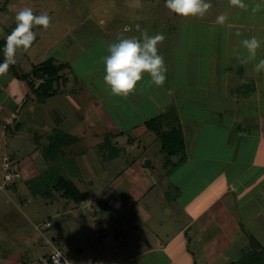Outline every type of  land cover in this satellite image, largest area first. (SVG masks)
<instances>
[{
    "label": "rangeland",
    "instance_id": "obj_1",
    "mask_svg": "<svg viewBox=\"0 0 264 264\" xmlns=\"http://www.w3.org/2000/svg\"><path fill=\"white\" fill-rule=\"evenodd\" d=\"M207 2L211 3L212 7L207 15L200 19L183 18L170 12L165 7V0H0V39L6 38L16 27L15 15L24 7L31 8L35 15L46 12L51 17L49 28L34 26L33 31L36 33L37 40L27 52L18 50L16 64L10 66L7 73L0 75V264H10L9 258H12L13 253L19 248L23 249L27 256L30 254L23 239L16 238L19 232H16V226H24L23 233H33V235L37 233L38 240L35 243L40 245V250L43 248L41 244H44L45 240H50L53 246L62 250L72 264H119L130 255L140 252L143 253L122 264L167 263L164 262L167 255L161 252V259L156 260L158 252L155 254L153 249L157 246V242L173 238L177 229L173 223L174 231L170 230L169 234L161 227L172 220L170 214L164 213L167 210L155 213L156 221H145L143 224L137 217L134 219L125 217V210L120 212L121 209H117L118 206L113 202V198H105L106 186H115L119 176L131 174V169L135 165H140L138 162L141 159L144 161L143 167L140 166L143 170L159 176L165 174L162 140L156 132L143 126L116 132L117 119H114L110 111L105 110L106 107L102 108L95 103H98V100L103 101L94 89L91 90L88 81L101 80L96 82L97 85L104 83L102 57L108 54V45L117 38L106 35L99 39L101 36L98 34L105 31L106 27L109 30H121L120 35L125 37L139 38L144 32L149 35L163 33L165 40L158 47L159 54L164 57L167 67V80H172L176 84L181 81L188 85L190 101L188 105L191 107L189 109L191 112H197L200 108L197 104L201 105L207 96L204 92L199 94L196 92L197 84L213 83L216 85L213 88L224 95L227 91L235 92L234 87L231 88L234 81L236 83L233 85H236L255 79L256 72L253 68L261 59H264V45L257 50L255 60L242 62L247 57V51L241 46V41L253 36L258 38V33H256L257 36L254 33L255 29L249 33L250 30L247 31L248 28H244V19L255 15L257 11L253 12L252 9L255 5L262 3V0H244V3L248 5L247 10L231 6L229 0H207ZM220 14L228 17L223 25L216 23V18ZM126 23L131 27L128 35H125L126 31H124ZM237 32H240L239 36L236 35ZM71 33L82 36L80 42L83 45L91 46L89 52L83 57L65 46ZM259 37L260 40L264 39V32ZM99 47L102 54L98 55ZM54 53H62L65 56L72 53L78 56L75 63L71 64L67 70L71 73L68 78L72 79L73 89L67 88L69 92L63 90L55 97L40 100L31 92L28 81L19 75L32 72L35 64L44 61ZM2 59L3 52H0V62ZM233 68L235 72L231 70ZM226 75L230 77H225ZM259 77L256 78L259 79ZM261 78V85L256 88V94L260 98L257 103L264 112V72ZM63 79L67 77L64 75ZM225 79L232 81L226 84ZM97 85L95 86L97 91L103 89ZM138 85L144 84L143 82L137 84V88L140 89ZM238 87L239 85L235 89L240 90ZM140 90L131 94V98L126 97L134 99L131 100L132 106L139 101H144L143 96L146 90H142L143 93ZM25 91L27 96L24 94ZM100 92L102 94V91ZM163 92V89L155 92V97H159L163 106L157 99L153 101L155 102L153 106L146 100L143 106H138L139 113L132 114V118H126L125 123L131 124L138 121L142 123L140 114L146 121L152 114H167L172 110L178 112L175 102L167 100L166 97L169 98V96L163 95ZM24 97L28 98L27 103H24ZM32 108L38 116L40 125L34 123L35 116ZM91 112L102 115L103 124L91 122L87 118ZM245 123L240 116L236 120L235 127ZM164 127L168 128L166 124ZM85 128L86 132L83 130ZM43 131H47L48 134L37 141L35 134ZM176 133L178 134L179 131ZM84 144L89 151L87 152L86 148L81 153L84 156H90L89 152L92 151L93 156L102 163L103 167L101 173L90 176L91 180L82 174V169L77 164L76 154L69 155L65 152L64 155L62 151H66V146L69 147V145L80 149ZM6 155L12 159L14 170H20L16 163H21L20 166L25 163H34L40 168L43 177L26 180L22 176L16 178L14 182L7 181L4 168ZM173 160H178V156H173ZM20 171L22 175L27 176L22 170ZM60 174L72 178L88 194L83 203H76L66 197L60 198L56 190H52L51 194L50 192L37 193V186L43 184L45 190L51 187L46 188L50 179L45 178V175L55 177ZM92 181L95 183L92 184ZM163 182V180L160 181V183ZM172 191H175V188L170 189V194ZM89 198H92L95 203L96 210L94 204L89 202ZM66 199L72 206L70 211L66 212H73V208H80L86 214L85 217L88 215L90 223L87 224V219L86 222L83 220L87 227L81 229L77 226L79 222L74 219L69 220L64 223L63 229L68 234V237L64 238L63 234L53 235L57 224L46 227L44 221L50 220L52 223L55 220L53 214L58 208L69 209L65 205ZM9 216H11L13 228L6 233L2 225L5 223L3 217L8 219ZM64 217L67 218L68 215L64 214ZM102 219H106V233H102V230L97 228L98 221ZM116 225L126 234L125 239L122 234L114 233ZM37 226H41L42 232L37 229ZM155 227L158 231L159 228L161 229L163 236L154 234ZM254 233L257 235L260 231L255 230ZM197 245L199 244L193 242L191 248L196 254L191 256L192 260L186 259L183 264H192L196 261L195 259H197L196 264H234L229 262L228 255H222L217 261L210 263L207 254L195 248ZM53 246L49 242V247ZM257 247L264 246L257 244Z\"/></svg>",
    "mask_w": 264,
    "mask_h": 264
},
{
    "label": "crops",
    "instance_id": "obj_2",
    "mask_svg": "<svg viewBox=\"0 0 264 264\" xmlns=\"http://www.w3.org/2000/svg\"><path fill=\"white\" fill-rule=\"evenodd\" d=\"M263 12L264 8H261L253 17L244 19V28H248L247 31L250 30L249 33L252 32V29H255L254 33L256 36V33H258V38L264 32V20H261V18H264V15L262 16ZM124 28V31H126L125 35H128L131 30L130 25L126 23ZM104 30L98 34L101 36L99 39L106 35L117 37L121 31L109 30L107 27ZM69 37L70 39L65 42V46H67L68 50L72 49V52H76L78 56L83 57L91 49L90 45L85 46L80 42L82 36L71 33ZM98 44L101 43L98 42ZM96 47L98 46L96 45ZM100 49L99 47L98 55L102 54ZM51 56L59 61L68 62L69 67L78 58L72 53L68 56L62 53H54ZM231 70L235 72L234 68ZM240 70L243 71V69ZM253 71H255L254 68ZM262 72L264 71L256 72L255 79H250L247 82L242 80L243 82L233 85L236 83L234 81L231 88L234 87L233 90L235 92L232 90L231 92L227 91L224 95L219 94L220 92L213 88L216 86L213 83L197 84L196 92L198 94L200 92L207 94L202 104H197L200 107L197 112L189 110L191 108L188 105L190 103L189 90L185 82L180 81L176 84V82L166 78L163 86L157 87L147 80H150L148 74H144V78L141 81L144 85H138L141 90L136 88V91L140 90L142 92L145 89V96H143L145 99L138 103L135 101L136 104L132 106L131 100L134 99H129L131 94L128 96L129 98L114 96L106 84L99 83L100 85H97L96 82L101 80L88 81V86L91 90L94 89L95 93L103 101L98 100L99 104L95 103L102 108L106 107L105 110L110 111L114 119H117V122L115 121L116 128H114L119 133L131 128L145 127V119L141 114L142 123L138 121L127 124L124 120L132 118V114H138V106H143L146 100L153 106L155 105L153 101L157 99L158 103L163 106L159 97H155V92L158 89H163V95L169 96L166 99L174 101L177 107L185 136L187 159L172 169L165 167L166 172L163 176L154 175L150 171L143 170L140 166L143 167L144 161L141 159L138 162L140 165H135L131 169V174L119 176L116 179L115 186L109 187L108 185L105 188V198H113V202L118 206L117 209L120 208V212L125 210V217H129V219L137 217L142 223L145 221L151 222L156 218L155 213H158V211L159 213L164 212L165 209L167 211L164 213L171 215L172 220L161 227L169 234L174 231L172 230L173 223L177 229L173 238L157 242V246L153 248L155 254L158 252L156 260L161 259V252L167 255V259H164V262H167L166 264H183L186 259L192 260L191 256L196 254L195 250L191 248L193 242L199 244L195 248L199 249V251H204L210 263L217 261L222 255L230 256L228 260L233 263L242 256L245 250H248L254 244L264 246V112L257 103L260 98L256 94V88L261 85ZM69 75L71 73L67 71L65 75L67 77L66 81L60 80L56 84L62 88V92L63 90L67 92V88L73 89L71 86L73 82L72 79L68 78ZM227 76L230 77L229 75L225 77ZM256 77H259V79ZM229 81L232 80L225 79L226 84ZM96 85L103 88L100 90L102 94L95 89ZM237 85H239L238 89L240 90L235 89ZM152 89L154 90L151 91ZM24 94L27 96L26 91ZM57 95L59 93L52 97ZM255 95L257 97H253ZM24 98L26 99H24V103H27L28 98ZM251 101L254 102L252 103ZM238 107L241 108L238 109ZM114 108L117 109L114 110ZM32 110L35 116L34 123L40 125L38 116L35 115L33 108ZM154 115L156 114H152L151 117ZM240 116L246 122V126L244 124L235 127L236 120ZM87 118L93 123L103 124L102 115H99L98 112H91L87 115ZM83 130L87 131L86 128ZM47 134V131L40 132L39 140ZM66 147V151L62 150L64 155L65 152L69 155L76 154L78 158L77 164L82 169V174L85 177L87 176L91 180L90 176L102 172V163L93 156L92 151L89 152L90 156H84L81 153L87 148L85 144L80 149L77 146L69 145V147ZM86 150L87 152L89 151L88 148ZM69 155L67 156L69 157ZM16 164L20 170L27 174V176L23 175L26 180L43 177L40 168L34 163H25L21 166V163ZM45 178L50 179L46 188L50 186L52 188L55 184V177L45 175ZM161 180L164 182L160 183ZM94 183L95 181H92V184ZM77 185L81 188L78 183ZM172 187L175 188V191L170 194ZM37 188V193L39 194H43L47 190L44 189L43 184L37 186ZM61 197L63 196L60 195ZM67 199L65 200V205L69 209L58 208L53 214L55 220L51 225L53 227L57 224L53 235L59 236L58 234H63L64 238L68 237L67 231L63 229L64 223L69 220L72 221L74 219L79 222L77 226H80L81 229L87 227L85 225L86 219L87 224L90 223L88 222V215L85 217L86 214L80 208H73V212H66L70 211V207H72ZM89 202L92 205L94 204L96 210L97 208L92 198H89ZM92 209L94 210V208ZM64 214H67L68 217H64ZM70 214L71 216H69ZM10 218L11 216L8 219L3 217L5 223L2 225L6 233H9L13 228L11 226L12 219ZM102 221H98L97 228L100 231L102 230V233H106V219H102ZM15 229L16 232L19 231L16 238L23 239L25 245L28 246L30 254L27 256V253L19 248L13 253L12 258H9L10 264H26L31 259L47 254L55 247L47 238L53 247L50 248L49 243L45 240L44 244H41L43 248L40 250V245L35 243L38 240L37 233H34V235L33 233H23L25 230L24 226H16ZM255 230L260 231V233L256 235L254 233ZM159 231L156 227L153 230L154 234L163 236L160 228ZM114 233L116 235L122 234L124 239L126 238V234L118 228V225L115 226ZM253 240H255V243H252ZM141 253L143 252L136 255ZM136 255H130V257L123 259L119 264L130 261ZM195 260L191 261L192 264L197 263V259Z\"/></svg>",
    "mask_w": 264,
    "mask_h": 264
},
{
    "label": "clouds",
    "instance_id": "obj_3",
    "mask_svg": "<svg viewBox=\"0 0 264 264\" xmlns=\"http://www.w3.org/2000/svg\"><path fill=\"white\" fill-rule=\"evenodd\" d=\"M231 6L247 10L248 5L244 0H229ZM165 7L172 13L183 18L203 19L211 3L207 0H165ZM264 8L262 3L255 5L252 11L256 12ZM228 17L220 14L216 23L223 25ZM16 27L6 37L3 50V59L0 62V75L7 73L10 66L16 64L18 50L27 52L36 40L34 26L50 27L51 17L45 12L35 15L29 7H24L15 15ZM237 36L240 32L236 33ZM165 40L163 33L149 35L142 33L141 37L117 36L116 40L108 45V54L102 57L104 64V83L110 88L112 95L127 97L136 91L137 84L144 78V74L150 77V83L157 87L163 86L166 81L167 67L164 57L159 54V45ZM264 45V41L253 36L243 39L241 46L246 49L247 57L242 62L255 60L257 50ZM256 72L264 71V59L254 65ZM67 264H71L70 261Z\"/></svg>",
    "mask_w": 264,
    "mask_h": 264
},
{
    "label": "trees",
    "instance_id": "obj_4",
    "mask_svg": "<svg viewBox=\"0 0 264 264\" xmlns=\"http://www.w3.org/2000/svg\"><path fill=\"white\" fill-rule=\"evenodd\" d=\"M5 42L6 38L0 39V52H3ZM68 67V62L59 61L55 57L50 56L44 61L35 64L32 72L23 73L19 76L28 81L31 92L36 94L38 99L46 100L48 97L62 92V88L56 84L60 80H64L63 78L67 74L66 70ZM165 124L168 128L164 127ZM144 125L156 132L157 136L161 138L166 168L172 169L187 159L185 136L178 112L172 110L167 114L161 113L150 117L144 122ZM177 131H179L178 134L176 133ZM173 156H178V160L174 161ZM52 190H56L61 196L71 199L76 203L83 202L87 197V194L81 190L73 179L61 174L55 176L54 186L47 189L45 193L50 192L51 194ZM252 243H255V240ZM233 263L264 264V247L258 248L254 244L251 248L245 250L242 256Z\"/></svg>",
    "mask_w": 264,
    "mask_h": 264
},
{
    "label": "built area",
    "instance_id": "obj_5",
    "mask_svg": "<svg viewBox=\"0 0 264 264\" xmlns=\"http://www.w3.org/2000/svg\"><path fill=\"white\" fill-rule=\"evenodd\" d=\"M4 168L6 171V180L7 181H15L16 178L22 177V173L20 170H14L12 165L13 161L10 156L4 157ZM46 227H50L52 225L51 221L48 220L44 223ZM37 229L42 232L41 226H37ZM49 243V241H47ZM69 260L64 255L61 249L57 247H53L47 254L38 256L34 259H31L26 264H67ZM72 264V263H71ZM97 264V263H95Z\"/></svg>",
    "mask_w": 264,
    "mask_h": 264
},
{
    "label": "water",
    "instance_id": "obj_6",
    "mask_svg": "<svg viewBox=\"0 0 264 264\" xmlns=\"http://www.w3.org/2000/svg\"><path fill=\"white\" fill-rule=\"evenodd\" d=\"M35 135H36V140L39 141L40 135L39 134H35Z\"/></svg>",
    "mask_w": 264,
    "mask_h": 264
}]
</instances>
